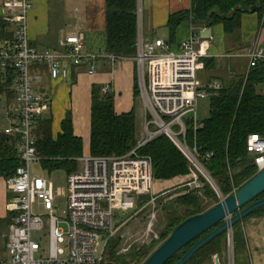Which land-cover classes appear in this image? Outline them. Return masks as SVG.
I'll return each mask as SVG.
<instances>
[{
    "label": "built area",
    "instance_id": "1",
    "mask_svg": "<svg viewBox=\"0 0 264 264\" xmlns=\"http://www.w3.org/2000/svg\"><path fill=\"white\" fill-rule=\"evenodd\" d=\"M7 1L3 21L11 26L13 38L0 43V78L6 82L9 75L13 76L15 97L8 104L10 124L2 133L17 139L19 166L11 177L4 179L9 193L6 211L12 221L0 264H104L109 242L117 235L113 226L117 212H132L142 203L155 201L153 161L138 151L160 135L167 136L188 160L189 179L182 187L200 192L207 184L215 192L218 203L229 197L221 192L204 166V161H209L213 154H202L196 138V132L203 127L200 104L221 88L217 81L205 87L200 84L199 73L204 69L203 59L209 57L208 47L200 44L195 34L179 51H174L163 39H146L139 0L137 54L132 60L137 65L139 98L145 113L143 135L138 146L124 156L89 154L77 159L79 169L67 178L64 193L67 205L61 211L56 205L59 194L53 184L33 172V166L41 162L35 127L50 111V102L39 89L43 76L34 74L32 68L45 66L51 80L61 81L70 79L73 68L85 61L90 63L89 74L94 75L97 60L129 58L91 52L79 34L62 38L60 51L41 52L31 45L28 34L31 0ZM232 56L248 59L246 76L264 66V49L258 46ZM111 92V83L102 88L103 94ZM189 129L195 135L192 146L187 138ZM247 150L258 173L263 171L264 137L250 135ZM233 192L236 194V187ZM142 195L146 199L139 202ZM233 232L229 229L226 252L222 257L213 256V264L217 261L236 264ZM36 236L40 237L39 241L35 240ZM246 245L250 258L251 248Z\"/></svg>",
    "mask_w": 264,
    "mask_h": 264
},
{
    "label": "trees",
    "instance_id": "2",
    "mask_svg": "<svg viewBox=\"0 0 264 264\" xmlns=\"http://www.w3.org/2000/svg\"><path fill=\"white\" fill-rule=\"evenodd\" d=\"M107 48L105 53L118 58H135L137 54L139 28V0H106L105 6ZM257 15L261 29L264 28V0H191V9L170 15L168 44L176 39L178 28L185 21H191L194 28L224 27L226 35H238L244 15ZM13 30L9 24L0 20V43L12 40ZM214 60L203 59L205 68ZM13 76L6 82L0 78V97H5L8 104L14 100L12 90ZM264 66H259L246 76H235L221 88L212 92L208 98L209 114L201 122L203 127L196 132L197 145L202 154H213L204 161V166L217 181L225 196L233 195V188L239 190L257 174L258 169L253 157L248 153L247 143L250 135L264 137ZM135 98L139 97L137 75L134 85ZM53 118L49 113L42 117L35 129L36 148L41 157L42 167L54 172L63 170L69 176L79 169L77 159L84 153V141L76 136L72 113L68 112L61 124V133L57 138L52 133ZM187 138L190 146L195 135L189 129ZM139 135L136 112L119 114L115 110L114 94H103L100 88L92 91L90 154L93 156H124L138 146ZM17 139L0 132V178L11 177L17 167ZM139 154L151 157L154 179L171 181L190 174L188 160L165 135H160L146 146L139 149ZM264 193L257 199H263ZM218 199L215 192L205 185L199 191H191L173 200L168 206L167 238L187 219L203 214L215 205ZM250 216L264 217V209ZM249 216V217H250ZM11 215L0 218V254L2 252V234L7 233L11 224ZM219 226V225H218ZM235 239V238H234ZM122 241L114 238L109 242L106 264H129L146 258L145 264L155 248L135 250L128 256L117 255ZM195 244L192 243L176 254L166 264H176ZM234 244H236V239ZM226 245V234L221 235L199 251L188 264H213V256L222 257ZM246 245L245 239L243 246ZM235 254L236 245H234ZM108 261V263H107ZM105 264V263H104ZM237 264V262H236Z\"/></svg>",
    "mask_w": 264,
    "mask_h": 264
},
{
    "label": "crops",
    "instance_id": "3",
    "mask_svg": "<svg viewBox=\"0 0 264 264\" xmlns=\"http://www.w3.org/2000/svg\"><path fill=\"white\" fill-rule=\"evenodd\" d=\"M31 2L28 34L33 47L41 52L60 51L62 38L79 34L84 39L88 50L105 53L107 48L106 0H31ZM190 9L191 0H146L145 22L149 33L147 38L149 40L163 39L168 42L167 24L170 15ZM7 10L8 1L0 0V20H3ZM162 28L166 29L165 37L155 35L156 31H161ZM206 30H210L212 35L210 36ZM202 32L204 33L201 35ZM194 34L200 38V44L208 47L207 59L214 60L209 68L204 66L199 73L200 84L203 87L213 81L219 82L222 86L237 75L244 76L249 64L248 59L232 55L246 53L256 46L264 49V29H261L257 15H244L239 34L231 36L225 34L222 25L213 28H194L191 21H185L178 28L176 39L170 45L171 48L179 51L182 44ZM89 65L90 63L85 61L82 66L73 68L70 79L61 81L51 80L48 68L45 66L35 65L32 68L34 74L43 76L39 89L50 102L53 137L57 138L61 133V124L67 113L71 112L74 132L76 136L83 139L84 149L87 146L88 150L90 149L92 91L95 87L102 90L106 84L111 83L116 112L122 114L135 110L138 130L143 123L142 111L138 112L135 109L134 85L137 75L135 61L132 59L111 61L102 58L96 61L97 71L94 75L89 74ZM87 110L89 113H81ZM6 112L7 120L10 122L8 111ZM188 179L189 176H186L167 181L171 183L168 189ZM8 198L5 180L0 178V218L8 216L6 211Z\"/></svg>",
    "mask_w": 264,
    "mask_h": 264
},
{
    "label": "rangeland",
    "instance_id": "4",
    "mask_svg": "<svg viewBox=\"0 0 264 264\" xmlns=\"http://www.w3.org/2000/svg\"><path fill=\"white\" fill-rule=\"evenodd\" d=\"M145 2L141 0L142 9V21H143V34L146 39L148 34L147 24L145 22ZM161 31H156L155 35L162 37L165 28ZM264 28H262L263 30ZM165 37V35H164ZM248 73V68L247 72ZM245 74V75H246ZM232 79V78H231ZM264 90V88H262ZM135 109L138 112L142 111L143 121L145 118L143 104L139 97L135 100ZM7 106L8 102L5 97H0V132L9 126L10 122L7 120ZM11 107V106H10ZM6 109V110H5ZM81 113H89V111H82ZM209 114L208 100H203L200 104L199 118L200 120L206 119ZM86 116V115H83ZM143 126H141L142 128ZM139 140L143 135V128L138 130ZM139 143V142H138ZM90 152L87 146L84 149L83 156L89 155ZM33 172L39 174L43 178L50 181L53 184L54 190L59 197L56 199V205L61 208V211L66 208L67 202L64 193L67 189V178L68 175L63 170L49 172L45 170L41 163L38 162L33 166ZM186 182V181H185ZM183 182V183H185ZM171 183L167 181H154L153 190L155 201L145 202L139 205L138 209L132 212H117L114 218L113 226L117 229L116 238L122 241L121 246L118 249L117 255L128 256L134 250L141 252L145 248H155L154 252L164 243L165 237L167 238V225L170 215L168 213V206L172 204L173 200L183 194H189L191 191L187 188L182 187V183L177 186L168 189ZM63 228L67 230V226L63 225ZM234 232V238L236 239V262L237 264H250L252 259L253 264H264V217L257 218L250 216L243 222L237 224L230 230ZM8 233V232H7ZM226 234V243L228 232ZM6 233L2 234V252L0 257L5 256V245L7 242ZM234 239V242H235ZM245 243L250 245L251 254L247 252V245L243 246V240ZM35 240L39 241L40 237H35ZM151 248V250H153ZM226 252V245L222 249L221 255ZM146 258L139 262H131L130 259H126L129 264H142ZM108 263V261H107ZM106 264V261H105Z\"/></svg>",
    "mask_w": 264,
    "mask_h": 264
},
{
    "label": "water",
    "instance_id": "5",
    "mask_svg": "<svg viewBox=\"0 0 264 264\" xmlns=\"http://www.w3.org/2000/svg\"><path fill=\"white\" fill-rule=\"evenodd\" d=\"M211 36L212 32L206 30ZM204 32L201 33V35ZM264 170L209 211L191 217L179 225L171 236L150 256L145 264H166L190 244H195L176 264H188L205 246L243 222L250 215L264 209ZM146 199L139 196L138 201ZM229 218V220H227ZM219 225V226H218ZM216 264H220L219 261Z\"/></svg>",
    "mask_w": 264,
    "mask_h": 264
}]
</instances>
